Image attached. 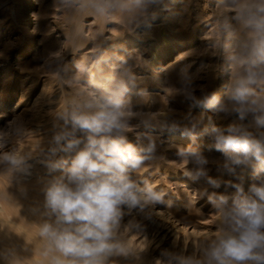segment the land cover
I'll return each mask as SVG.
<instances>
[{
  "label": "rangeland",
  "instance_id": "obj_1",
  "mask_svg": "<svg viewBox=\"0 0 264 264\" xmlns=\"http://www.w3.org/2000/svg\"><path fill=\"white\" fill-rule=\"evenodd\" d=\"M25 5V0H0V142L3 143L0 151L9 152L13 148L31 151L28 163L32 168L31 175L20 176L19 184L11 181V171L0 172V214L11 215L13 206L20 208L19 214L25 215L23 210L27 212L21 216L27 218L32 214L31 208L42 205V178H46V169L40 162V149L51 145L54 133L62 124L57 113L77 87L67 81L76 76L77 64L82 59L94 57L98 62L91 73L83 75L82 84L87 85L91 79L106 82V77L120 74L118 66L122 63L130 68L135 82L125 96L132 113L126 139L137 148L146 146L147 136L156 143L157 159L142 176L130 175L133 179L147 180L156 185L157 191H163L162 210L175 212L188 223L187 230L192 231L183 233L180 243L171 241L162 251L151 253L150 234L139 222L142 212L127 213L125 209L122 226L135 225L129 234L137 235L130 236L128 244L144 249L127 257H116L117 264H155L165 250L185 248L190 253L201 238L215 235L219 213L213 212L209 195L230 196L235 191L232 183L242 184L247 193L252 183L264 177V172L258 177L250 165L236 166L235 172L225 170L222 167L225 156L214 148L210 129L239 124L258 135L264 128L256 129L251 115L240 120L236 113L216 112L196 105L180 90L190 82L197 97L215 93L226 99L231 79L228 57L236 40L219 31L218 19H227L236 29L234 13L223 6V0H156L148 7L145 17L130 22L119 13L106 19L61 9L58 0H37L35 8L41 20L36 35L37 50L24 55L28 36L23 26L34 13L31 8L25 10ZM31 18L35 25L34 15ZM75 27L81 30L75 42L78 48L73 47ZM177 42H180L178 49L195 44L194 53L180 64L171 63L176 55L164 66L160 62L155 64V58ZM158 70L164 72L158 74ZM193 123L197 125L194 137L184 134L183 129ZM17 129L22 135L17 134ZM191 140L197 144L191 145ZM187 148L207 158L204 165L207 176L193 180L186 175L197 168L191 160L183 162L178 155L180 149ZM73 154L60 152L57 158H70ZM207 177L220 181V187L209 185ZM2 215V222L9 224L11 216ZM32 217L37 218L33 214Z\"/></svg>",
  "mask_w": 264,
  "mask_h": 264
},
{
  "label": "clouds",
  "instance_id": "obj_2",
  "mask_svg": "<svg viewBox=\"0 0 264 264\" xmlns=\"http://www.w3.org/2000/svg\"><path fill=\"white\" fill-rule=\"evenodd\" d=\"M156 0H58L61 9L81 15L121 18L135 21L147 14ZM223 6L234 13L237 28L223 17L218 29L236 40L228 57L231 79L226 99L215 93L195 95L190 82L180 90L194 104L223 113H236L240 120L253 117L256 129L264 128V0H223ZM81 35L73 30V47ZM94 52L96 50H93ZM94 57L77 64V74L68 84H75L57 113L62 121L51 145L40 149L41 163L46 169L42 178V205L30 209L37 217L40 256L44 264H117L116 257L143 251L128 244L135 225L122 226L124 215L133 210L151 214V208L164 203L163 191L147 180L133 179L147 170L157 157L156 143L147 136L146 146L137 148L126 139L130 131L126 94L135 77L130 68L119 65L120 74L106 77V82L91 79L82 84L85 73L97 63ZM197 125L183 129L193 136ZM207 131V130H206ZM81 133L82 136H78ZM214 148L225 156L222 167L235 172V167L250 165L259 177L264 172V132L254 134L248 127L230 124L226 128L212 126ZM17 134L22 131L17 129ZM140 139V137H138ZM0 148L3 143L0 142ZM74 153L70 158H57L58 153ZM183 162L191 160L197 168L187 171L193 180L207 176L208 163L199 151L180 149ZM31 151H0V172L11 171V181L19 184L20 176L31 175L28 163ZM55 173H60L55 175ZM213 188L220 181L207 177ZM12 184V183H11ZM234 193L209 195L213 212L219 213L216 234L201 238L190 253L165 250L155 264H264V177L252 183L245 193L242 184L232 183ZM21 191H24L21 189ZM4 226H0L3 231ZM30 246V247H29ZM146 247V244H145ZM26 257L14 249L0 251L5 264H24L35 255V248L25 239Z\"/></svg>",
  "mask_w": 264,
  "mask_h": 264
},
{
  "label": "bare ground",
  "instance_id": "obj_3",
  "mask_svg": "<svg viewBox=\"0 0 264 264\" xmlns=\"http://www.w3.org/2000/svg\"><path fill=\"white\" fill-rule=\"evenodd\" d=\"M25 2H26L25 10H28L29 8H31V10H33L34 12L32 15H34V18H35V25L32 22V18H31L32 15H30V19L26 20L23 26L24 32L28 36L26 47L24 49V55H30V54H33L37 50L36 35H37V29L40 26L41 20L39 17V12L35 8V6L37 5V0H25ZM29 13L26 15L27 17L29 16ZM179 44L180 42L179 43L177 42L171 45L170 47L164 49L162 54L155 58L154 60L155 64L160 62V64H163L164 66L165 64H167L170 58H175L174 57L175 55H176V59L174 62H171V63L173 64L177 62L176 64H180L183 61H185L190 56L191 53H194L195 44L178 49ZM157 72L158 74H161L164 71L158 70ZM189 143L191 145L197 144L195 143L194 140H191ZM161 206L163 205L157 204L153 208H151L150 215L148 214V210H146L145 212H142V217L139 219V222L142 223L147 228V232L150 234L151 241L148 247V251H151V253L162 251L164 247L171 241L174 243H180L182 241L183 233H188V234L192 233V231L187 230L188 223H184L173 211L169 210L167 212H164ZM12 207L13 206H11L10 208L9 206L11 210V215H8L7 213L9 208L6 211L7 213L6 215H8L9 217L11 216V219L9 218L8 220L10 221V223H13L14 225H10V223L6 225L5 222H2L1 217H0V226H4L3 231H0V251H7L8 249H14L18 255L22 257H26L28 255V252L24 250L25 249V239H26L29 244L34 246L35 255L31 259L25 260L24 264H44L43 258L40 256V248H41L42 242L39 239V225L35 223L37 218L32 217V214L30 217L27 216V218L25 217L22 218L21 217L22 215L25 216L28 213L24 212L23 210V212L22 211L21 212L25 213V215L19 214L18 209L20 208L17 207L14 209ZM22 208H24V206ZM1 215L2 214H0V216ZM153 222H155L154 225H153ZM187 241H189V239ZM191 243L192 241H190V245ZM0 264H5V262L3 260H0Z\"/></svg>",
  "mask_w": 264,
  "mask_h": 264
}]
</instances>
